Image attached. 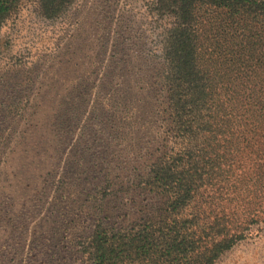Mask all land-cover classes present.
Instances as JSON below:
<instances>
[{
  "label": "rangeland",
  "instance_id": "obj_1",
  "mask_svg": "<svg viewBox=\"0 0 264 264\" xmlns=\"http://www.w3.org/2000/svg\"><path fill=\"white\" fill-rule=\"evenodd\" d=\"M151 1L70 0L47 18L18 0L3 21L0 264H89L97 226L182 231L140 184L164 144ZM249 227L212 264H264V223Z\"/></svg>",
  "mask_w": 264,
  "mask_h": 264
},
{
  "label": "trees",
  "instance_id": "obj_2",
  "mask_svg": "<svg viewBox=\"0 0 264 264\" xmlns=\"http://www.w3.org/2000/svg\"><path fill=\"white\" fill-rule=\"evenodd\" d=\"M17 1L0 0V28ZM37 1L47 18L70 3ZM148 9L160 23L164 144L140 184L182 231L97 226L87 259L212 264L250 234L249 224L264 223V0H152ZM194 223H203L197 236L185 232Z\"/></svg>",
  "mask_w": 264,
  "mask_h": 264
}]
</instances>
